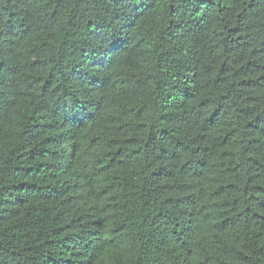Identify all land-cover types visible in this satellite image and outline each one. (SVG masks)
Listing matches in <instances>:
<instances>
[{"label":"trees","instance_id":"1","mask_svg":"<svg viewBox=\"0 0 264 264\" xmlns=\"http://www.w3.org/2000/svg\"><path fill=\"white\" fill-rule=\"evenodd\" d=\"M0 264H264V0H0Z\"/></svg>","mask_w":264,"mask_h":264}]
</instances>
